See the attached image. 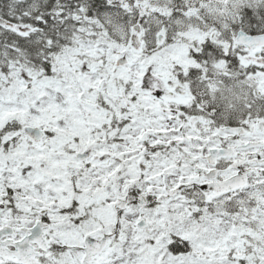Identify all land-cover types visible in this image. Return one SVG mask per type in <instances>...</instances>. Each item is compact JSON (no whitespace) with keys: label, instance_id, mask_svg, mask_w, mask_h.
<instances>
[{"label":"snow or ice","instance_id":"obj_1","mask_svg":"<svg viewBox=\"0 0 264 264\" xmlns=\"http://www.w3.org/2000/svg\"><path fill=\"white\" fill-rule=\"evenodd\" d=\"M0 264H264V0H0Z\"/></svg>","mask_w":264,"mask_h":264}]
</instances>
